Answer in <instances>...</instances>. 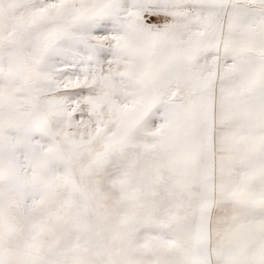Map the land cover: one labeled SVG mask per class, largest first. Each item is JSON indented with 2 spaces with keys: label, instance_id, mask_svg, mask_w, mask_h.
Wrapping results in <instances>:
<instances>
[{
  "label": "rangeland",
  "instance_id": "rangeland-1",
  "mask_svg": "<svg viewBox=\"0 0 264 264\" xmlns=\"http://www.w3.org/2000/svg\"><path fill=\"white\" fill-rule=\"evenodd\" d=\"M20 1V5H12V1L0 0L4 22L0 27V54L18 57L19 112H30L28 104H34L40 121L0 127V234L9 235H5V241L3 236L0 239V251L6 250V254H0V264L8 263V255L9 264H41L49 257L56 264L61 259L63 264H264V52L255 49L247 81L241 79V86L231 84L239 80L233 63L236 58H244L237 35L264 22L261 6L252 0H90L80 12L81 0ZM67 2L73 13L60 12V19L48 21L37 18L38 14L66 7ZM86 23L88 28L83 29ZM130 27L135 28L137 36H143V30L149 35L142 47L150 58L142 71L137 53L143 48L134 51L136 60L127 55L130 42L124 31ZM181 29L190 39L179 59L174 40ZM157 36L173 43L156 64L164 81L155 87V101L143 102L150 111L140 122L161 118L169 110L184 120L182 125L170 117L163 127L161 122L150 128V133L165 129L169 143L175 144L179 130H186L182 135L190 137L193 145L185 155L190 162L183 170H176L188 180V186L176 194L166 190L173 182L163 183V209L152 214L159 223L133 240L127 231L115 229L107 218L94 214L91 195L96 181L101 180L95 174L107 176L114 169L115 158L140 141L132 135L105 143L106 133L111 131L108 116L103 114L104 121H100L93 109L100 106L97 93L120 98L131 91L136 93L140 84L156 73L151 53ZM54 40L61 45L50 48L47 42ZM64 41L72 46L68 50L73 59L59 65L54 76L44 67L42 56L49 49L60 56ZM94 47L104 52L97 64L92 58ZM181 59L188 67L178 76L173 66L175 62L181 64ZM84 68L93 72H84ZM130 69L136 71L129 75ZM52 81L57 83L55 88H51ZM83 81H94L95 85L81 86ZM239 91L254 92L263 104L254 128L244 134L249 135V145L240 158H234V152L220 153L221 143L227 145L228 140L221 139L219 132L228 129L220 127L219 113L221 96L231 98ZM43 101L54 104L49 108ZM129 106L128 100L122 101V108ZM54 116L62 129L68 128L67 133L75 131L72 138L63 140L54 131L48 136L42 134ZM137 125L127 132L141 131ZM7 129L34 130L37 134L4 137L1 132ZM83 132L89 135L80 137L78 133ZM101 132L105 134L99 137ZM141 141V150L151 145L149 139ZM15 149H23L26 155L14 157ZM58 160L62 166L55 170L54 178L47 177L46 190L32 195L29 173L34 174L33 168L48 171ZM18 163L26 171L16 168ZM138 173H133L132 179L138 178ZM54 195L58 203L52 199L56 202L52 209L43 205V198L47 202ZM60 208L64 216H59ZM129 219L131 216L124 218ZM116 236L119 240L115 243Z\"/></svg>",
  "mask_w": 264,
  "mask_h": 264
},
{
  "label": "bare ground",
  "instance_id": "bare-ground-1",
  "mask_svg": "<svg viewBox=\"0 0 264 264\" xmlns=\"http://www.w3.org/2000/svg\"><path fill=\"white\" fill-rule=\"evenodd\" d=\"M3 1H7V0H3ZM9 1H12V5L21 4L20 0H9ZM89 1L90 0L80 1L81 4L79 5V8L81 10L80 12H83L85 8L84 6ZM252 1L258 3L261 6L262 8L261 10L264 13V0H252ZM68 5L69 3L67 2L65 3L66 7L59 8L57 10L56 8H54L53 10H50V12H47L46 14L45 13L38 14L37 18L41 17L40 20L43 21L46 19L47 21L53 19H60L61 17L57 16L60 15V12L64 14L73 13L74 8ZM132 15L133 13L131 12V16ZM1 18H0V27L1 25L2 27H4V22ZM87 24L88 23H86L83 26V29L88 28ZM37 25H39V23L35 24L34 26ZM258 25L259 26L255 25L250 28H244L237 35L238 37L237 45L239 47V50L242 51L244 58L242 61L236 58V62L234 61L233 63L236 69V73L237 72L239 73V80L236 81L234 80L233 82H231L232 85L240 84L241 86L240 83L241 79L244 82L247 81V76L249 75L248 73H252L253 67L249 65V63L253 61V59H255V55H256L254 53L255 49L259 50L260 52H264V31L261 30V27L264 26V22H259ZM124 33L126 38L129 39L130 42L127 55L130 59L136 60L137 58L134 54V51H137V49H141V47L144 46V40H147L149 35L145 34V31L143 30L142 32L143 36H137L136 30L133 27L132 28L130 27L129 29L125 30ZM186 33H187L186 31L181 29L177 34L178 37H176V39L174 40L176 47L178 46L177 58L179 57V59L180 56L181 58L183 57L185 46L187 43H189L188 39L190 38L189 36H186ZM160 37L161 36H157L155 38L157 45L153 50V52L151 53L152 57H154L153 59L154 62L152 63V66L155 67L156 73L154 72L155 73L154 75H151L150 77H148V79L145 82H142V84H140L139 86L140 88L137 90L136 93H134V91L133 92L131 91L127 95L124 96L122 95L121 98L119 95L116 97V95L112 93L108 94V96L104 95L103 93L101 94V92L97 93L95 96L96 101H98L99 102L98 104L103 107L102 110L101 108L99 109L100 106H96L95 109H93V114L97 117V119L100 118L101 119L100 121L103 120L101 117H103L104 115L106 117L108 116L107 121L109 126L111 127V131L106 133L105 143H107V140L109 142L116 139L118 140V138L121 140L124 137L127 138L132 135H136L137 138L136 142L140 141L138 144L136 143L137 146L130 147L127 150H124L122 155L123 157L117 156L115 158L116 160H114L115 161L114 169H111L110 172L107 173V176L105 174L104 176L102 174L100 175L95 174V178L98 179L100 178L101 180L96 181L94 194L91 195V206L95 208L94 214L96 215L98 213V215L100 216L102 215L103 217L107 218L108 223L111 226H114L115 229L116 228L120 229V231L122 229L123 231L121 232L124 233L125 231H127L131 235V238L133 240L139 239L140 237L144 236L147 229L159 223V220L154 219L152 217V214H156V213L158 214V212H161L160 210L163 209L164 205L161 199L163 198L162 195L163 193L160 194L161 191H163L162 190L163 188L161 186L163 183L173 182V185L171 184L172 187L166 190L170 192H174L176 194L180 192L183 186L186 187L188 186V180H186L185 177L178 175L176 172V170L177 171L183 170V167H185L190 162L189 158L186 157L185 155L188 154V152L190 151L189 146H192L193 143H191L190 137L185 138L182 135V133H184L186 130H179V132L177 133V138L175 139V144L169 143V138H167V131H165V129L158 131L156 133H152V132L150 133V128L159 125L161 122H162L161 126L163 127L164 123L170 117L173 121L175 120L176 123H178L179 125H182V121L184 120L181 121L180 117L178 116L174 117V115L171 114V111L166 110L165 112L166 114L161 118L158 119L154 118L153 121L149 120L148 118H145L143 121L140 122L143 116L150 111L148 105L144 106L143 102L145 101L147 103L149 100L151 102H154L156 98L155 87L157 84H160L161 81L162 82L164 81V79L159 76L160 74L158 69L156 68V64L158 63L159 60L162 59V57H164L165 52L171 47L173 43L164 40L163 37L161 39ZM88 38L91 39L92 37L89 35ZM93 42H95L94 38H93ZM67 43H68L67 41L63 42L64 52L62 50L60 52L61 53L60 56H57L55 51L52 49H49L48 50L49 53L42 56V63L44 67H46V70L48 71L51 70L50 72L51 75L56 76V74L59 72L58 69L56 68L59 65L67 62L68 60L71 61L73 59V55L68 50V48L72 46H68ZM70 43L72 42L70 41L69 45ZM47 45L50 48L52 46H58L61 45V41H57V40L50 41L47 42ZM144 50L145 49L143 48L139 52V54L137 53L138 59L142 62L140 71H142L143 69L142 67L143 64L144 63L146 64V62L150 58V56L146 57V53L144 52ZM91 52L93 54L92 57L94 59L93 61H95L94 63L97 64L101 60L102 53L104 54V52L100 47L92 48ZM180 62L181 64H177L178 62H175V66H173L174 69L173 71L178 76L180 72L182 73L185 66L188 67V64L185 63L183 59H181ZM260 64L257 65L259 66ZM261 65H263V63ZM19 68H20V63L16 55L12 53L0 54V127L3 128H6V126L12 125L14 123H21V122H27L26 123L27 125H35L36 122L40 121L39 114L35 109L36 105L34 104L33 105L28 104L29 107L31 106L30 112L27 113H21L22 111L19 112V107L21 105L19 99L20 96L18 95L19 93H21V88H20L21 85H19L20 82H18L20 78L18 74L20 73ZM82 71L90 72V73L93 72L89 68H84V70ZM134 71L136 70L130 69L129 75H132ZM259 71L260 70H258V73ZM261 72H264V69ZM255 73L256 72H254L253 74ZM94 78L92 79L95 80L96 82L97 80ZM257 78H261V77L258 76ZM67 80L70 81L68 78ZM260 80H262V78ZM95 82L83 81V84L79 83V86L80 84L81 86H88L89 84L95 85ZM70 83L73 82L70 81ZM261 83L262 85H264L263 81ZM56 84L57 83L55 81H52L51 88H55ZM113 88L115 89V87ZM253 93L254 92L249 94L247 92L239 91L238 93L232 95L233 97L231 96V98L224 97L223 99V96H221V105H220V113H219L220 127L221 128L227 127L228 129L226 131L224 130L219 132V137H221V139L228 140L227 145L226 142L221 143L220 153L222 155L223 153L226 154L227 152L231 151L234 152V154L232 155L234 158H238V155L240 158L243 154V151L249 145L248 144L249 135H244V134H246L247 131H250L254 128L255 121L257 120V114L260 112V108L262 107L261 103L263 104V101H261V99L258 100V98H256L258 95L254 97L255 94ZM134 96L136 97L135 99L132 100L131 98ZM123 100L125 101L128 100V103L131 104V106H129L128 108H124V107L122 108L121 103ZM43 103L45 104V106L48 107L54 104L53 101H50V103L48 101H43ZM106 106L109 108L105 109L104 107ZM108 112L113 113V115L109 117V115L105 114ZM135 125H137V127L140 125L141 131H137V132L133 131L134 133L132 131L127 132L130 128L134 127ZM68 126L70 127L71 125ZM48 127L49 128H45L44 130L41 131L42 134L48 136V133H52L54 131L53 133L56 132V134L62 136L63 140H65V137L72 138L75 132V131L74 132L71 131L67 133L66 130L68 128L62 129V125L58 123L56 116L52 117V121ZM179 129L182 128L180 127ZM10 130L11 129H7L6 132L3 131L1 133L3 134L4 137H6V135L7 136L22 135L24 137L26 136V134H31L32 137H34L37 134L36 131L34 130L32 132H28V130H22V131L17 129L12 131ZM84 133L85 132H83V135H80V133H78V135L80 137L89 135L87 133H85L86 134L85 135ZM103 134H105V132L98 133L97 135L100 137L103 136ZM146 139H149L151 141L150 142L151 145L141 150L140 148V145L142 143L141 140H146ZM66 143L70 145L67 139H66ZM52 148H53L52 150H54L53 154L54 152H56L55 154H57L55 148L54 147ZM170 149H173L174 153L171 152ZM12 155H14V157L20 158V156L22 155L25 156L26 152L23 149H20V152H18L17 149H15ZM183 155L185 157H182ZM61 166H62V162L61 160H58L56 164L53 163V165L51 166L52 168H49L48 171L42 170L41 172H39L33 168L34 174L29 173L30 179H28L31 181V185L30 187L28 186V188L32 191V192L30 191L32 195L37 196V193H40L41 191H45L47 177L50 175L52 178H54L55 170H58ZM15 167L16 168L18 167L22 171H26V168H24V166L20 165L19 163ZM120 167L121 168L123 167V169H120ZM138 170H139L138 173L139 177L136 179H132L131 176H133V173L137 172ZM30 172H31V168H30ZM40 179L42 183H40L41 186L39 187L37 183L40 182L39 181ZM123 179H125L126 181H124ZM62 181L63 179L61 180L60 183L63 185ZM56 198L57 197L55 195L51 196V198H49L47 202H45V199L43 198L44 200L43 205L45 204L47 208H51L53 205H55L56 202L58 203V200H56ZM52 199H55L56 202L54 203ZM156 209H158V212L156 211ZM60 210H59V216L60 215L64 216L62 208H60ZM148 213L149 216L147 217L146 214ZM64 214L66 213L64 212ZM66 215H65V220H67ZM126 216L128 217L131 216V220L130 219L128 221L124 220ZM145 217H147V219ZM145 220H148L147 223L145 222L146 225L142 224ZM156 232L158 231L155 230L154 233ZM5 235H7L6 232L4 234H0V239L3 236L5 241L7 236H9V235L5 236ZM35 235H40V234L36 233ZM33 237L36 236L33 235ZM67 238H71V237H67ZM117 240H119V236L115 237L114 242L116 243ZM5 252L6 250L4 251L2 250L0 251V254H4ZM8 256L9 258H11L10 255ZM9 258L7 259L9 261L6 260V262H8L6 264L10 263ZM57 263L63 264L64 261L61 259V261H58ZM41 264H56V263H53L52 259L49 257L47 260L41 262Z\"/></svg>",
  "mask_w": 264,
  "mask_h": 264
}]
</instances>
